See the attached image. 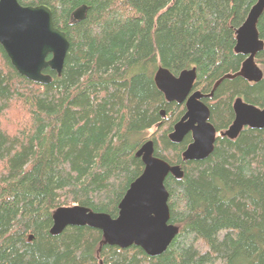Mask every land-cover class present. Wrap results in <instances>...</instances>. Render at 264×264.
Segmentation results:
<instances>
[{"label":"trees","instance_id":"obj_1","mask_svg":"<svg viewBox=\"0 0 264 264\" xmlns=\"http://www.w3.org/2000/svg\"><path fill=\"white\" fill-rule=\"evenodd\" d=\"M17 1L48 6L69 47L61 74L47 68L51 82L40 84L0 46V264H264V127L217 136L206 158L183 161L190 134L179 143L168 134L184 106L154 83L159 67L195 68L193 89L212 91L203 101L217 132L231 124L235 98L264 108V75L222 78L240 69L235 31L257 0ZM82 5L85 17L72 22ZM257 30L264 42V11ZM256 61L264 65V48ZM147 140L183 171L164 181L178 233L163 253L105 244L86 225L49 233L59 207L116 217Z\"/></svg>","mask_w":264,"mask_h":264},{"label":"water","instance_id":"obj_2","mask_svg":"<svg viewBox=\"0 0 264 264\" xmlns=\"http://www.w3.org/2000/svg\"><path fill=\"white\" fill-rule=\"evenodd\" d=\"M86 9L84 5L75 9L71 21L83 19ZM263 11L264 0H257L235 31L233 51L242 54L244 60L235 74L222 78L240 76L248 82H258L263 78V71L255 62L256 55L264 48L257 30ZM0 46L18 74L32 82L48 84L51 75L44 71L48 68L57 75L61 74L69 42L66 34L55 27L48 6H22L17 0H0ZM195 79V68L182 70L175 76L159 67L154 74V83L165 100L184 105L183 115L168 134L173 143L181 142L185 135L190 134L191 141L181 154L183 161L206 158L212 152L217 136L234 139L244 127H264V108L237 97L232 103L231 124L217 133L209 121V107L202 101L209 98L212 91L209 94L191 92ZM135 156L140 158L143 170L119 201L116 217L79 205L59 207L52 213L49 233L57 235L66 226L86 225L99 230L105 244L119 248L137 246L148 256L163 253L178 233V228L169 223V194L164 181L168 175L181 178L183 171L179 165H170L155 156L152 140L144 142Z\"/></svg>","mask_w":264,"mask_h":264},{"label":"rangeland","instance_id":"obj_3","mask_svg":"<svg viewBox=\"0 0 264 264\" xmlns=\"http://www.w3.org/2000/svg\"><path fill=\"white\" fill-rule=\"evenodd\" d=\"M256 63H257V65L262 69V71H263V73H264V65L261 64V63H259V62H257V61H256ZM154 129H155L154 127L151 128V129L147 132V134H148V135H151V134L153 133Z\"/></svg>","mask_w":264,"mask_h":264},{"label":"flooded vegetation","instance_id":"obj_4","mask_svg":"<svg viewBox=\"0 0 264 264\" xmlns=\"http://www.w3.org/2000/svg\"><path fill=\"white\" fill-rule=\"evenodd\" d=\"M194 91H198V90H194V89H193V86H192V90H191V92H194ZM201 93H202V92H201ZM202 94H203V93H202ZM204 99H206V98H203L202 101H203ZM203 102H204V101H203ZM204 103H205V102H204ZM183 106H184V105H183ZM182 115H183V114H182Z\"/></svg>","mask_w":264,"mask_h":264}]
</instances>
